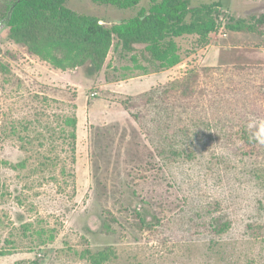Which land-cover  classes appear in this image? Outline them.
I'll list each match as a JSON object with an SVG mask.
<instances>
[{
	"label": "rangeland",
	"instance_id": "374dc122",
	"mask_svg": "<svg viewBox=\"0 0 264 264\" xmlns=\"http://www.w3.org/2000/svg\"><path fill=\"white\" fill-rule=\"evenodd\" d=\"M150 1L67 6L114 24ZM189 1H221L220 27L204 47L178 39L184 59L169 70L143 46H115L98 75L62 71L2 33L0 264H90L87 248L114 250L110 264H264V25L263 34L227 27L255 25L264 0ZM73 115L74 164L63 136ZM32 154L56 166L40 168Z\"/></svg>",
	"mask_w": 264,
	"mask_h": 264
},
{
	"label": "trees",
	"instance_id": "16d2710c",
	"mask_svg": "<svg viewBox=\"0 0 264 264\" xmlns=\"http://www.w3.org/2000/svg\"><path fill=\"white\" fill-rule=\"evenodd\" d=\"M90 1L120 10L136 9L141 2V0ZM67 3L68 0H3L0 6V21L6 19L10 41L26 47L42 61L62 71L86 68L93 75L103 71L106 60L115 46L128 54H134L138 46H143L144 55L148 60L158 63L160 70L178 66L184 57L177 40L194 36L198 47L207 46L211 34L220 27L223 7L221 1L192 7L189 0H151L148 7L140 9L128 20L109 24L96 16L77 13L70 9ZM102 21L105 24H101ZM254 24L232 20L227 27L236 32L263 34L259 27L264 25V17ZM1 53L0 45V55ZM63 120L66 126L63 136L66 141L68 140L67 148L64 149L66 157L74 164L77 118L73 115L64 117ZM20 125L29 131L28 126L33 124ZM12 133L16 135L18 130L14 127ZM19 140L24 141L22 137H19ZM28 144H33V141L22 143L21 148L30 153L32 151L31 148H27ZM255 148L256 142L253 138V150ZM29 157H35V160L40 161L43 158L44 161L39 164L40 168L43 166L52 169L56 166L55 158L41 154L36 156L32 154ZM30 158L27 157L14 168H27ZM64 161L61 169L63 183L66 182L65 174L68 169V160ZM72 171L69 177L75 176L73 168ZM59 178L55 175L50 177L56 184ZM219 226L221 232H225L229 227L227 224ZM80 257L90 264H110L116 255L111 248L101 252H93L87 248L80 252Z\"/></svg>",
	"mask_w": 264,
	"mask_h": 264
},
{
	"label": "water",
	"instance_id": "95a60500",
	"mask_svg": "<svg viewBox=\"0 0 264 264\" xmlns=\"http://www.w3.org/2000/svg\"><path fill=\"white\" fill-rule=\"evenodd\" d=\"M101 24H105V23L102 21ZM8 28L9 27H8V24L6 23V19L0 22V39H1L2 33L5 30H8Z\"/></svg>",
	"mask_w": 264,
	"mask_h": 264
},
{
	"label": "flooded vegetation",
	"instance_id": "af4514ba",
	"mask_svg": "<svg viewBox=\"0 0 264 264\" xmlns=\"http://www.w3.org/2000/svg\"><path fill=\"white\" fill-rule=\"evenodd\" d=\"M1 22V21H0Z\"/></svg>",
	"mask_w": 264,
	"mask_h": 264
}]
</instances>
